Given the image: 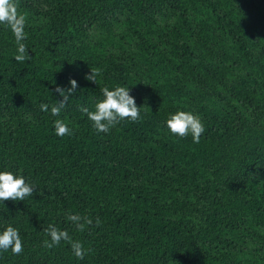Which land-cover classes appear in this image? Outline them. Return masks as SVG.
Instances as JSON below:
<instances>
[{"label": "trees", "instance_id": "trees-1", "mask_svg": "<svg viewBox=\"0 0 264 264\" xmlns=\"http://www.w3.org/2000/svg\"><path fill=\"white\" fill-rule=\"evenodd\" d=\"M16 2L31 60H14L0 25V171L35 191L0 203V232L23 244L0 264H264V0ZM70 79L77 91L52 116ZM117 86L141 119L97 132L80 109ZM177 111L200 117L199 143L168 131ZM56 119L72 134L57 136ZM69 214L93 224L77 232ZM50 224L84 259L43 246Z\"/></svg>", "mask_w": 264, "mask_h": 264}, {"label": "clouds", "instance_id": "clouds-1", "mask_svg": "<svg viewBox=\"0 0 264 264\" xmlns=\"http://www.w3.org/2000/svg\"><path fill=\"white\" fill-rule=\"evenodd\" d=\"M0 25L8 28L16 44V54L14 60L17 63H24L31 60L27 54V45L23 42L26 40L25 33L26 16L18 11L16 0H0ZM102 70L99 68L90 69V74L85 76L86 80L96 84L98 76H102ZM70 87L62 88L57 86L54 91L62 97L61 100L55 102L51 107V115L59 117L61 111L66 107L71 95L77 91V82L74 79L69 80ZM103 99L98 101L94 110L87 107H81L80 111L86 114L88 120L92 123V127L97 132L108 133L110 129L115 127L121 121L128 120L136 122L141 119L140 107H137L134 97L129 92V87L117 86L113 90L108 87L101 89ZM41 111H49L48 104L40 105ZM168 131L179 138H186L191 135L193 143H199L201 135L205 132L204 124L200 117L191 112L177 111L170 115L166 120ZM55 134L64 137L72 134V130L67 124L61 120L54 121ZM35 189L30 183H27L23 176L14 175L9 171H0V203L6 200L24 201L25 198L33 195ZM67 220L72 223L77 232H83L88 226H92L93 221L87 215L69 214ZM101 221L96 219L95 225L99 226ZM50 239L43 242V246L47 249L59 246L61 241L70 244L72 252L77 259H84L86 250L79 240H73L67 230L58 229L54 225H49L44 229ZM11 250L14 255H19L23 251V244L19 236V232L15 227L8 226L0 232V252Z\"/></svg>", "mask_w": 264, "mask_h": 264}]
</instances>
